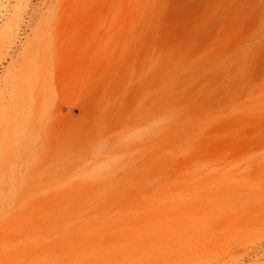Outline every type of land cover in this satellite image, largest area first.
Masks as SVG:
<instances>
[{"label": "rangeland", "instance_id": "374dc122", "mask_svg": "<svg viewBox=\"0 0 264 264\" xmlns=\"http://www.w3.org/2000/svg\"><path fill=\"white\" fill-rule=\"evenodd\" d=\"M0 264H264V0H0Z\"/></svg>", "mask_w": 264, "mask_h": 264}]
</instances>
